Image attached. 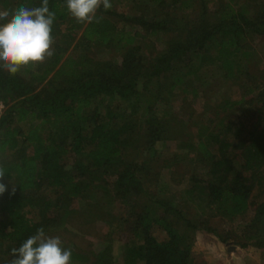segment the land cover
I'll use <instances>...</instances> for the list:
<instances>
[{"label":"trees","instance_id":"trees-1","mask_svg":"<svg viewBox=\"0 0 264 264\" xmlns=\"http://www.w3.org/2000/svg\"><path fill=\"white\" fill-rule=\"evenodd\" d=\"M188 1L200 2L199 20H183L184 27L175 28L179 33L167 36L158 50L154 37L170 30L165 19L126 18L146 32L126 31L101 6L84 25L65 0H49L56 14L53 56L15 75L0 67V168L7 185L0 195V264H10L11 250L39 228L61 226L74 199L93 188L110 193L109 178L127 213L121 258L110 243L91 256L71 249V262L192 264L195 234L202 229L223 242L255 246L264 258V197L254 195L264 184V84L249 73L250 42L264 34V6L253 12L251 1L225 0L210 18L209 0ZM21 4L36 7L41 0H0L8 10ZM103 49L120 54L121 63L93 56ZM214 68L242 83L241 97L205 102V120L195 118L189 105L192 116L178 118L170 111L174 92L199 97ZM96 101L107 108L94 106ZM245 109L244 120L237 113ZM172 139L184 142L193 167L201 165L206 174L195 170L177 177L183 160L160 161L182 188L173 192L162 183L154 192L149 172L159 167L156 145ZM67 156L74 157L70 165L62 162ZM191 204L197 208L192 217ZM211 213L245 220L224 236L209 224Z\"/></svg>","mask_w":264,"mask_h":264},{"label":"rangeland","instance_id":"rangeland-1","mask_svg":"<svg viewBox=\"0 0 264 264\" xmlns=\"http://www.w3.org/2000/svg\"><path fill=\"white\" fill-rule=\"evenodd\" d=\"M223 1L225 0H209L207 2L208 15L210 18H215ZM227 1L228 0H226V2ZM239 1L244 2V0ZM245 1H251L253 12L258 11L259 8L264 6V0ZM110 2L112 7L109 10L116 14L112 16V18L119 29L126 31L130 30L132 32L141 31V33L146 32L140 24H133L131 21L126 20V18H134L139 15L154 20L165 19L170 30L167 32V35L154 37V48L158 50L163 49L164 39L167 36L170 38L179 33L175 28L184 27V24L181 23L183 20L190 19L192 21H197L202 13L200 2L195 4V2H189L188 0H110ZM0 9H6V7L0 5ZM118 14H124L123 19L126 20L127 23L121 19ZM85 24L86 23H84V25ZM63 28H65V26H63ZM80 34L81 31L77 33V38L80 37ZM143 39L148 38L143 37ZM250 43L252 45V57L254 58H252L249 73L255 76L256 80H259V83L263 85L264 34L255 35V39H252ZM141 52L145 56L149 54V51L145 48L142 49ZM93 56L102 59L112 58L114 61L120 63L122 60L121 55L111 52V49L96 51L93 53ZM243 76L244 75H242V77ZM207 82H209V85H207L204 91L202 93L200 92V95H197L199 97L196 98L188 93L186 96V94L181 93L183 91H180L179 89L177 92H174L170 111H173L178 118L185 119L189 117V115L192 116L191 111L185 108L189 105L195 110L194 117L201 121L204 119L205 115H208V104H211L212 106L215 103H219L223 97L226 96L231 98L235 97V99L241 97L242 89L239 84L242 83H234L231 80L225 79V77L217 71V68L210 70ZM261 89L262 87L256 90L254 94ZM100 101H96L94 106H99L101 109L103 108L105 110L108 105L105 102L100 103ZM205 102H208V104ZM113 104L114 103H112V105ZM206 104L207 107L205 108L204 106ZM237 114H239L241 118L243 117L242 119L244 120L245 118H248V116H246L247 109L239 111ZM193 128L195 127H190L191 130ZM141 134H143L142 131L140 136ZM139 142H144L142 136ZM183 143V141L177 139L157 143V153L155 156L159 159V167H157L158 169L149 170V183L150 186L153 187L151 190H154V192L159 188L158 185L162 183L164 185L166 183V186L173 192L182 188H177L176 184L173 183L168 168H160V161L174 160L176 157L183 160L180 164L181 168L176 169L177 172L175 176L177 177H180L182 172L187 173L195 170L199 175L206 174L201 165L197 166L196 169L193 167V155L192 153H187V149H185ZM72 161H74L73 156H67L62 160V162L67 165H70ZM109 181L110 184H107V187L111 188L110 193H105L104 190L101 189L102 187H100L99 190L93 188L89 191L87 196L74 199L70 205L71 207L68 209L69 216L66 218V221H64L59 227H51L46 234L49 236H59L63 242L62 246L64 248H70L76 251L80 250L90 256L93 255V252L95 253L105 247V245L111 243L115 256L121 258L122 244L126 241L128 236V231L125 229L127 213L123 211L122 204L114 195L113 179L109 178ZM172 184H174L176 188H173ZM257 194H259L258 197ZM50 195L53 196L52 193H50ZM254 195L257 200L264 197V184L256 187ZM196 209V205H190L189 215L191 217L192 214L197 211ZM210 216L209 224L224 236L227 231L234 230L235 227L241 225L245 220L244 218H235L232 220L222 215L215 216L212 213ZM192 253V264H264L261 249H258L255 246L242 247L239 244L234 243L233 239L223 242L215 232H209L206 229L198 230L196 232ZM70 264L90 263L70 262Z\"/></svg>","mask_w":264,"mask_h":264},{"label":"clouds","instance_id":"clouds-1","mask_svg":"<svg viewBox=\"0 0 264 264\" xmlns=\"http://www.w3.org/2000/svg\"><path fill=\"white\" fill-rule=\"evenodd\" d=\"M68 12L77 23L96 19L98 9L112 7L110 0H65ZM56 14L50 11L49 0L36 7L19 5L13 10L0 9V67L15 75L29 65L43 63L54 54L53 24ZM5 171L0 168V195L7 190ZM12 183V194L15 183ZM59 236H49L43 227L11 250L10 264H70L72 250L64 248Z\"/></svg>","mask_w":264,"mask_h":264},{"label":"built area","instance_id":"built-area-1","mask_svg":"<svg viewBox=\"0 0 264 264\" xmlns=\"http://www.w3.org/2000/svg\"><path fill=\"white\" fill-rule=\"evenodd\" d=\"M4 109H5V105L3 102L0 101V115L3 113Z\"/></svg>","mask_w":264,"mask_h":264}]
</instances>
